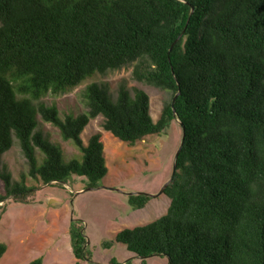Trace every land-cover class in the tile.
Returning a JSON list of instances; mask_svg holds the SVG:
<instances>
[{
	"label": "trees",
	"instance_id": "16d2710c",
	"mask_svg": "<svg viewBox=\"0 0 264 264\" xmlns=\"http://www.w3.org/2000/svg\"><path fill=\"white\" fill-rule=\"evenodd\" d=\"M126 66L136 81L171 93L157 121L148 93L125 84L116 99L106 85L88 84V111L65 118L39 102ZM39 115L81 159H64L61 144L39 129ZM99 116L130 146L173 120L183 128L163 192L167 213L121 230L105 248L123 244L143 264L152 256L264 264V0H0V214L9 198L27 202L28 176L63 184L77 175L98 187L108 174L103 135L85 144L82 133ZM15 138L29 166L18 181L2 162ZM151 198L132 194L129 203L141 209ZM70 234L76 258L90 260L82 230ZM6 251L0 240V260Z\"/></svg>",
	"mask_w": 264,
	"mask_h": 264
},
{
	"label": "rangeland",
	"instance_id": "374dc122",
	"mask_svg": "<svg viewBox=\"0 0 264 264\" xmlns=\"http://www.w3.org/2000/svg\"><path fill=\"white\" fill-rule=\"evenodd\" d=\"M132 72L133 67L126 66L97 74L65 93H49L39 102L57 106L60 116L65 118L88 111L83 96L88 84L106 85L113 99L117 98L120 85L125 84L131 93L136 87L148 93L152 117L157 121L171 93L136 81ZM38 120L39 129L51 141L61 144L65 160L82 158L80 150L73 142L64 140L57 127L43 121L40 115ZM102 122V116L92 119L82 133L87 144L93 134L101 132L105 147L108 174L98 188L91 190H87V178L77 175L63 184H45L40 178L27 177L28 162L15 138L2 162L15 181L26 175L32 192L27 202L9 198L3 205L6 209L0 214V240L6 244L7 251L0 264H29L37 258H43V264H111L113 260L120 264H143L142 258L128 251L125 245L105 248L103 243L113 240L123 229L146 225L167 213L171 200L160 192L172 178L183 128L178 120H173L161 133L130 146L104 130ZM38 155L41 156L39 151ZM0 193H6L1 180ZM132 193L157 196L144 208L135 209L129 203ZM73 227L82 230L90 260H80L74 255L70 234ZM145 264H169V260L152 256L145 259Z\"/></svg>",
	"mask_w": 264,
	"mask_h": 264
},
{
	"label": "water",
	"instance_id": "95a60500",
	"mask_svg": "<svg viewBox=\"0 0 264 264\" xmlns=\"http://www.w3.org/2000/svg\"><path fill=\"white\" fill-rule=\"evenodd\" d=\"M182 125V124H181ZM179 151H180V149L178 150V152H177V154H176V158H177V156H178V153H179ZM175 158V159H176ZM176 171V163H175V166H174V172ZM173 172V173H174ZM171 180H172V178H171ZM171 180L165 185V187L162 189V191L160 192V194L161 193H163L164 192V190H165V188L171 183ZM96 188H98V187H96ZM96 188H88L87 190H91V189H96ZM132 194H135V193H132ZM136 194H138V193H136ZM131 195V194H130ZM152 196V195H151ZM157 195H153L152 197H156Z\"/></svg>",
	"mask_w": 264,
	"mask_h": 264
}]
</instances>
